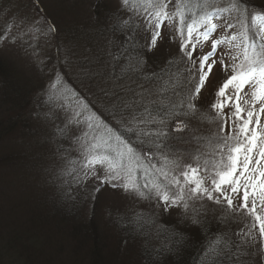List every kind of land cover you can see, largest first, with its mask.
<instances>
[{
	"label": "trees",
	"instance_id": "obj_1",
	"mask_svg": "<svg viewBox=\"0 0 264 264\" xmlns=\"http://www.w3.org/2000/svg\"><path fill=\"white\" fill-rule=\"evenodd\" d=\"M58 1L68 4L69 0ZM87 1L91 5L98 0ZM12 2L9 7L5 2L0 5V97L3 103L15 102L13 109H20L23 122L18 115L11 116V121L17 122L18 128L21 121L22 131H31L33 128L27 119L28 110L29 116L33 114L39 118L44 114L39 112L38 106H46L47 110L50 107L58 113V127L65 123L73 129L74 137L64 127L54 131L48 144L54 151L55 147L58 148L57 157L52 155L48 166L44 164L45 169L42 168L43 164L38 163L39 159H44L42 156L47 155L42 150L43 144L33 138H25L26 133L22 132L23 149L28 152L24 154L25 170L31 176L46 171L52 196L49 198L48 194L40 200V194L47 192V185L40 192L34 188L37 193L27 190L28 198L33 201L35 195L37 200L19 204L22 210L17 215L15 208L11 211L12 208L5 206L4 199L12 192L21 193L16 186L18 184L11 183L9 186L5 177L0 178V264H55L56 256L65 255L62 251L65 246L72 245L71 254L76 255L78 245L86 248L91 239L100 241L107 235L98 232L97 226L101 223L87 216L93 212L92 209L86 210L87 204H91L102 190L95 193L93 188L90 193L88 189L96 179L82 178L81 163L84 149L89 144L84 139L85 127L82 128V123L94 118L99 123L103 120L114 125L119 141L133 149L139 158L138 165L146 169L136 168L135 171L139 182L143 184L146 179L157 178L156 169L161 165L156 161L167 158L175 161L176 165L185 163L183 158L186 155H177L182 144L187 146V151L193 146L197 150L210 151L214 141H206V138L214 137V130L207 110L213 109L206 107L205 102L203 105V100L196 99L192 94L195 88L194 80L189 77L192 66L188 61L181 57L178 61L167 62L156 55L157 46L151 45L147 20L142 19L141 31L139 27L136 29L130 25V21L123 31L114 30L111 23L105 20L107 16L104 14L108 10L101 3L97 21H90L82 9H71L64 18H58L62 23H57L58 19L45 11L46 0H31L38 7L33 11H38L41 18L50 24L44 30L37 22L33 23L36 13L26 11V15L22 16L14 6L18 0ZM94 6L97 7L96 4ZM68 23L73 26H68ZM53 27L54 31L51 30ZM81 45L89 47L90 53L81 51L85 49ZM10 52L15 53V59ZM86 54L92 57L87 63L91 65L86 69L96 77L81 73L85 69L79 65V59L87 57ZM45 62H51L49 67ZM95 84L100 87L103 85V88H93ZM60 97L65 100L61 102ZM189 103L195 106V111L188 108ZM177 117L187 124V130L178 134L182 139L165 140L155 135L158 132H170ZM0 129L2 133L3 129L14 128L0 124ZM72 138L74 142H68ZM166 144L168 147H165ZM10 157L9 160L13 161L14 156ZM55 158L62 159V166L54 165ZM75 169L78 171L74 172ZM71 170L76 177L74 185L77 188L74 193L62 190L68 184L62 179L68 177ZM100 170L98 167L97 171ZM51 173L59 181L58 184L52 180ZM71 194L80 202L79 209L78 205H73L74 202L65 198ZM57 198L62 206L66 202L72 204L66 206L67 214L77 218L79 223L74 232L67 222H60L59 212L49 213L50 207L54 209L53 202ZM135 204H138V208L144 204L148 211L130 213L121 210V214L116 217L124 226L125 233L111 248L101 243L96 251L90 249L84 257L88 255L89 262L87 260L84 264H110L112 258H119L121 261L118 260V263L122 264H264L261 248L245 237L243 233L248 229L242 226L243 217L236 215L237 212L233 210H225V207L206 201L201 204L210 209L206 215L194 212L186 224L176 228L175 221L157 232L165 237L159 235L158 238L141 240L145 230L140 229V224H148L153 215L163 217L169 213L163 208L161 211L154 210L156 204L162 207L156 200L139 199ZM163 222L167 223L165 219ZM4 234H8V240ZM160 239L165 243L163 247L160 246ZM154 242L156 245L152 247Z\"/></svg>",
	"mask_w": 264,
	"mask_h": 264
},
{
	"label": "snow or ice",
	"instance_id": "obj_2",
	"mask_svg": "<svg viewBox=\"0 0 264 264\" xmlns=\"http://www.w3.org/2000/svg\"><path fill=\"white\" fill-rule=\"evenodd\" d=\"M121 2L125 8L132 3L136 10L140 8H144L145 11L152 9L153 12L149 15L153 17L154 29H158L164 19H172V16L166 11L167 0H139V3L137 0H121ZM239 2L232 3L231 8L239 11L243 16L246 10L239 7ZM217 11H228V9ZM174 15L179 17L183 25L179 31L182 34L186 33L183 35L181 49L191 60L197 47L195 43L191 42L194 38L193 33H196L197 36L202 35L203 39L207 41L209 33L217 28V25L212 23L213 14L205 13L195 17L193 13L192 17H188L185 15L183 7L177 6ZM258 20L264 23V15L252 17V23H256ZM149 23L152 24L153 21L150 20ZM240 23L243 26V20ZM127 24L128 21H121L117 18L112 27L114 30L123 31ZM200 25L205 26L203 33L199 31L198 26ZM226 27L232 28L233 25L226 23ZM51 30L54 31L55 28L53 27ZM159 35V31L153 30L151 45L156 44ZM235 38L233 36L225 40H212V51L199 58L198 83L195 94L200 93L213 71L216 61L213 60L209 63V58L215 55V50L219 45L231 42ZM189 46L192 51H187ZM193 63L195 64V61ZM221 64L227 67V65H223V61ZM245 85H249L252 89L250 100L241 96ZM230 88L234 90L232 95L228 94ZM216 96L217 102L211 107L216 110L217 116H223L224 108L231 105L233 109L231 119L235 134L230 137L233 141L232 145H228V138H225L224 146L228 149L225 154L226 162L222 158L221 163L214 166V170L209 171L206 168V175H201V170L198 167L187 166L180 169L178 176L173 175L171 179H168L169 173L161 167L157 168L156 172L164 178L163 181L146 179L141 184L135 175L136 168L139 167V158L133 149L123 141L113 147L107 139L97 136L95 141L84 149V159L81 163L82 178H95L100 184L109 186L125 195H134L141 200H156L165 212L173 208H181L187 213L190 210L189 201L207 200L234 212L246 214L251 223L248 225V232L243 234L252 236V230L258 227L260 238L264 240V124L261 123V115L264 114V44H261L259 49L254 42L245 46L243 61L233 66V74L219 87ZM241 102L249 107L247 109L242 107ZM257 103L259 108L256 107ZM188 108L195 111V106L191 103L188 104ZM224 122L227 123V120ZM88 126L91 127V125ZM186 130L185 121L177 117L170 132H158L155 135L165 140L182 139L183 137L178 134L184 133ZM84 136H87V133H84ZM117 139L119 140V138ZM165 147L168 145L166 144ZM98 149H111V152L98 151ZM164 164L176 165V162L165 158ZM98 167L102 169V175H98ZM181 178L183 182H181ZM101 190L100 187L94 189L97 193ZM234 198L239 201L238 204L234 203ZM191 210L195 211V208L192 207ZM217 242L219 243V240Z\"/></svg>",
	"mask_w": 264,
	"mask_h": 264
},
{
	"label": "rangeland",
	"instance_id": "obj_3",
	"mask_svg": "<svg viewBox=\"0 0 264 264\" xmlns=\"http://www.w3.org/2000/svg\"><path fill=\"white\" fill-rule=\"evenodd\" d=\"M47 3L45 5V11L49 12L51 14V17H54L55 19L58 18H64L65 14L68 13V11L72 10H79L82 9L85 11V15L87 18L90 19V21H97V12L99 10H101V3L104 6L103 8L105 10V20L107 22H110L111 25L112 23L115 22V20L117 18H119L121 21H130V25L135 26L136 29H138L139 27V31L142 30V19L144 18V8H140L139 10H136L132 4L131 8H129L128 5V9H124V7L122 6V2L121 0H101L99 3V0L96 1L95 3L93 2L91 5L88 4L87 0H69L68 4H66L65 2H61L58 0H46ZM223 2L219 3V7L215 8L213 10V12L220 14V22L217 21L216 24L217 26H219L218 28H216L215 30V34L214 36H212L209 44H207L205 47L208 51H210V49H212V40H225L226 38H231L233 36H238L241 35L243 32H245L248 28V22L244 20V18H249L251 19L252 16H254L255 14V10L253 9H262L264 8V0H242V2H239V7L242 9H245L246 11L244 12L243 16L241 15V13L235 9H231V11L235 14L234 16H231V11H217L219 9H228V4L227 3H234L237 2L236 0H222ZM7 3L8 7L10 6L12 0H0V5H2L3 3ZM90 2V1H89ZM169 3H176L175 0H168ZM193 2H195V4L198 3L197 0H193ZM225 2V3H224ZM13 3V2H12ZM138 3V0H137ZM93 4H96L97 7H92ZM172 4H168V7L166 9V11L169 13L170 16H172L171 20L168 19H164L161 23H160V27L158 29H154L153 28V24L148 23V28H150L151 30L148 31L149 34H152L153 30L155 31H159V33L162 36H175L176 32L178 29L181 28L182 24H180V22L177 20V16L174 15V11L171 9L172 8ZM251 4V5H250ZM90 5V6H89ZM175 5V4H174ZM20 12V14L22 16H25L26 11H29L30 13L33 14H37L36 17L33 19V23L40 25L44 30H46L49 22H45L44 19L41 18L40 14L38 13V11H33L34 8L38 9V7H36L35 5L32 4L31 0H18V2H16V4L14 5ZM57 6H60L59 8H57ZM108 6V7H106ZM20 7V9H19ZM32 8V9H31ZM21 9L25 12H22ZM58 9L60 10V12L58 11ZM152 9H148L146 11V13H151ZM259 11V12H263ZM41 12V11H40ZM205 13H210V11H207L205 9L204 14ZM42 14V13H41ZM84 14V13H83ZM152 17V16H150ZM243 20V26L241 25L240 21ZM61 22V19L57 20V23ZM226 23H231L233 25L232 28H227L226 27ZM64 24V23H63ZM50 26V24H49ZM68 26H73L72 24L68 23ZM51 29V28H50ZM203 29L205 28H199L200 33L203 32ZM261 29L264 28H260V36H264V31H261ZM139 33V32H138ZM159 35V36H161ZM193 37H199L196 35V33H193ZM164 42L160 43L159 41V45L156 48V52L158 56L163 57L164 59H166V61H171V62H175V60L178 61L179 58H181L183 56L182 52L179 50L178 47H176L174 44L172 43V41H168L163 39ZM262 42L264 44V38H262ZM169 43V44H168ZM223 45V44H222ZM83 46L85 49H82L81 51L85 52V53H90V51L88 50L89 47H85ZM80 46V48H81ZM94 48V46H93ZM45 51V49H43ZM95 52V49H94ZM244 52V51H243ZM243 52L240 55V59L236 60L235 64H240L243 61ZM11 55H13L14 59H15V53H11ZM87 54L85 56H87ZM89 59H92V57H84L79 59L81 62L79 65H81V68L83 67L85 70H82L81 73L83 72L85 73H89V75H94L95 77L97 75H95L94 73H92L90 70L88 71V69H86V67L90 66L91 64H87L89 62ZM22 60V57H21ZM50 61V60H49ZM49 62H45L44 64L49 65L51 64V62L48 64ZM220 71V69H217L216 72ZM96 73L98 71H95ZM192 71H190V79H193L194 83L196 82V79L194 77L191 76ZM226 77L225 75H219L218 73H215V75L212 77L210 83L208 84V86L206 87V85L202 88V90L204 89V91L201 93V101L203 100L206 104L209 103L210 100H213V96H216V93L219 89V87L223 84L224 80L223 78ZM195 85V84H194ZM103 85H101V87L99 85H94L93 88L96 87H102ZM216 89V90H215ZM251 87L249 86L248 88H246L245 92H243L241 94V96L244 99H249L250 100V91H251ZM215 91V92H214ZM233 91L231 88L228 90V94H233ZM247 91V92H246ZM63 93V91H61ZM73 92V91H72ZM193 92V89H192ZM247 94V95H246ZM2 97V94H0ZM0 97V124H2V126H13L14 129H9V130H2V133L0 134V178L2 179V177H5L6 183L9 184V186H11V183L13 184H18L16 185L18 187V189L21 191V193H17V192H12L10 193V196H7L4 202L5 206L7 208H12L11 211H13V209H16L17 215L18 213L22 210L19 207V204H23V202H30L32 203L34 200H37L36 196L33 195V201L30 199V197L28 198V193L27 190H29L30 193H37L40 192V190H44L45 186H48L47 192L43 193L44 195H41V199H43L44 197H46L49 194V198L52 196L50 194V190H52L51 187H49V183L46 179H48V176L46 174V171L43 173H33L32 176L31 174H28L29 172L25 170V160H24V154H28V152L26 150L23 149V139H22V132H25L26 135L24 136L25 138H33V140H35L37 143L39 144H43L42 150L47 154L45 157L42 156L41 158L43 160L38 161V163L43 164L42 168L45 167L44 164H46V166H48V161L52 160L51 158L53 157L52 155L56 156V152L50 148V145L48 144V140H50L52 137V134L54 133L55 130H61V128H63L64 126H59L58 127V123H57V118H55V116H51L49 117L47 114L42 115L41 117H36L33 114H31L29 116V110L27 113V119L29 121V123L31 124V128H33V130L28 131H22L21 128V121L23 122V117H21L20 114V109H18L16 106V109H13V106L15 104V102L13 101V103H8L5 102L3 103V100ZM62 97V95H61ZM61 97L59 99H61ZM217 98V96H216ZM65 100L64 98L61 99V102ZM242 107L244 108H248L249 105H244L242 102ZM257 108H259V104L257 103L256 105ZM20 108V107H19ZM20 117L19 121V128L18 123L17 122H13L11 121V116H17ZM72 117V113L70 114V118ZM68 118V117H66ZM93 120V121H92ZM232 120V119H231ZM57 125V126H55ZM88 125H91V127H89ZM114 125L110 124L109 122L105 123V121L101 120V122L99 123L97 120L91 119V121H88L87 123L84 122L82 123V128L85 127L84 129V133H87V136H83L85 137L84 139L86 141H89L90 143H93L95 141V138L97 136H101L104 139H106V137L108 136V132L106 131L109 127H113ZM1 131V129H0ZM68 131L69 133L71 132L72 137L73 136V129L71 127L68 126ZM8 132V133H7ZM36 138H34V137ZM218 136V133L216 131V137ZM39 140H38V139ZM214 138L210 137V138H206V141H214L212 140ZM228 141V140H227ZM68 142H74L73 138L71 139V141ZM47 143V144H46ZM52 143V141L50 142ZM225 143V138L224 136L221 139V148H225L224 146ZM27 147H31V146H27ZM187 146L183 145L179 146V151L177 152V155H193V152H197L199 154H209V152H207L206 149H199L197 150V148L195 146L193 147H189L188 151L186 150ZM32 149V147L30 148ZM33 150V149H32ZM99 150H105V149H99ZM203 150V151H202ZM185 152V153H184ZM188 153V154H186ZM26 154V155H27ZM195 154V153H194ZM10 155L14 156V160L11 161L9 160L11 157ZM84 155V154H83ZM196 160H193V163ZM226 162V157L225 160ZM43 162V163H42ZM62 159H58L55 158L54 160V165H61L62 166ZM41 166V165H40ZM214 166H218L217 163L214 164ZM70 167V164H69ZM183 167V166H181ZM46 169V167H45ZM201 170V175H206L205 170L203 168H199ZM47 170H50L49 168H47ZM209 171L214 170V167L211 169H208ZM78 171V169H75L74 172ZM28 172V173H27ZM52 172V171H51ZM98 175H102V170L97 171ZM180 173V171H179ZM179 173H177L176 175L178 176ZM14 174V175H13ZM69 174V176H68ZM67 174L68 177H66L65 179L62 180H66L67 181V185L65 189H62L64 192H70V193H74L76 191L77 186L75 187L74 185V181H76V177L73 173V171L71 170L69 173ZM51 177H52V173H51ZM0 179V180H1ZM52 180L55 181L57 184L59 183L58 180H56L55 178L52 177ZM181 182H183L182 178H181ZM93 184L91 185V187L88 189L90 191V193L92 192L93 188L96 187H100L102 189V184L99 183L98 180H94L92 182ZM62 184V183H61ZM88 185V184H87ZM85 185V186H87ZM38 189V191L36 192V189ZM96 193V191H95ZM99 195L96 198L92 199V203L91 204H87V211L88 209H92V213H88L87 216H91L93 217L94 221L97 222L98 224H100V226H97L98 232L100 233H106L107 235L104 236L102 238V240L100 241H96L95 239H91L87 245V247L85 248L84 246L81 247L82 245H78V253L75 254H71L72 252V245H69L68 247H64L62 249L63 253L65 254L60 255V256H56L57 261L55 262V264H84L87 260L89 262V257L87 255V257L84 259V257L86 256L87 252L90 249H93L94 251L97 250V248H99L101 243H104V247H108L111 248L112 246H115V241L120 239V236L123 235V233H125L123 231L124 226L122 224L119 223V221H117V217L118 215L121 214V210L123 212H147L148 209L147 207L143 204L142 207L138 208L137 205L135 203H137V201L139 200L138 197L134 196V195H125L120 191H116L113 189H102V191L100 193H98ZM66 199H69L70 201L74 202L73 205L77 206L78 205V209L80 208V202L78 201L77 197L74 194H71L69 196L65 197ZM51 201L53 202V200L51 199ZM207 200H203V201H189L190 204V210L185 213L181 208H173L172 211L168 214V215H164L163 217H158L156 215H153V217L151 216L150 218L152 219L148 224H140V229L144 228L145 232H143V236L141 237V240L143 239H154L157 236H164L163 234L160 235L161 233H157L159 232V230H164L166 224L168 223H172V222H177V226L176 228H178L179 226L186 224V222L188 221V219L190 218L189 216L192 217L194 212H198L200 214H204L206 215L207 212L210 209H206L204 206H202V203H205ZM57 202V203H56ZM56 202H53L55 204L54 209L49 210V213L52 214H56L57 212L60 213V222L62 220L65 221V223L67 222L70 230L72 232H74L75 230V226H78V222L76 221L77 218H74L71 214H67L68 213V207L67 206H71L72 204H69L68 202H66V205L62 206V203L59 202L58 198L56 199ZM35 203V202H34ZM234 203L238 204L239 201L237 199L234 198ZM133 204H135V206L133 207ZM155 207V206H154ZM194 207L195 211H192L191 208ZM61 208V209H60ZM225 210L227 209L226 207L224 208ZM86 211V212H87ZM67 214V215H66ZM135 215V214H134ZM236 215H241L243 217V220H245L246 216L245 214H240L237 213ZM166 220V222H163V220ZM250 220V219H249ZM105 231V232H104ZM160 235V236H159ZM62 236V235H61ZM4 237H6V239L8 240V234H4ZM157 237V238H158ZM165 237V236H164ZM161 240V239H160ZM136 241V240H133ZM137 244H139V242H137ZM156 245V242H154L152 244V247H154ZM165 245V243L161 240L160 246L163 247ZM140 247V244H139ZM62 248V247H61ZM141 248V247H140ZM142 249V248H141ZM140 249V250H141ZM142 251V250H141ZM118 260L121 261L119 258H112L111 263L110 264H122V263H118ZM87 262V263H88ZM126 264H128L126 262ZM135 264V263H134ZM140 264V263H139Z\"/></svg>",
	"mask_w": 264,
	"mask_h": 264
},
{
	"label": "bare ground",
	"instance_id": "obj_4",
	"mask_svg": "<svg viewBox=\"0 0 264 264\" xmlns=\"http://www.w3.org/2000/svg\"><path fill=\"white\" fill-rule=\"evenodd\" d=\"M150 124V123H149ZM149 124H147L146 126H148ZM145 125V124H144ZM146 126H144L146 128Z\"/></svg>",
	"mask_w": 264,
	"mask_h": 264
}]
</instances>
